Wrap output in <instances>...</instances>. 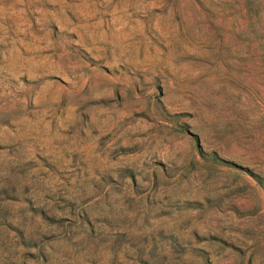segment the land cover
<instances>
[{
  "label": "rangeland",
  "instance_id": "obj_1",
  "mask_svg": "<svg viewBox=\"0 0 264 264\" xmlns=\"http://www.w3.org/2000/svg\"><path fill=\"white\" fill-rule=\"evenodd\" d=\"M0 264H264V0H0Z\"/></svg>",
  "mask_w": 264,
  "mask_h": 264
}]
</instances>
